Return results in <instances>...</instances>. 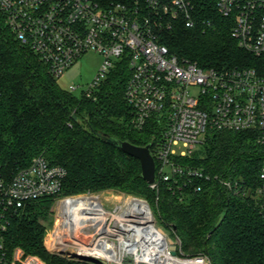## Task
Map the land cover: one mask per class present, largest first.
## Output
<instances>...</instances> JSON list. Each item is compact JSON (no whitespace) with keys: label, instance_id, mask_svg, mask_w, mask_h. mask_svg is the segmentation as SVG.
Wrapping results in <instances>:
<instances>
[{"label":"trees","instance_id":"1","mask_svg":"<svg viewBox=\"0 0 264 264\" xmlns=\"http://www.w3.org/2000/svg\"><path fill=\"white\" fill-rule=\"evenodd\" d=\"M199 10L196 28L177 23L162 31L161 41L172 53L204 69H264V59L238 46L231 18L220 16L212 3H201ZM131 74L128 62L120 61L96 100L72 95L15 38L0 13V177L10 179L41 156L66 170L62 195L116 190L147 199L187 256L206 254L212 264H264V217L252 190L264 166V146L247 132L210 130L191 156L174 159L181 167L204 170L209 178L182 176L165 182L157 176L158 185L152 188L142 178L140 161L106 140L150 144L154 154L162 138L163 127L156 121L141 131L131 125L133 109L126 100ZM221 180L243 182L247 190L234 194ZM55 198L30 203L10 217L6 248L19 247L48 264H93L47 251L45 237L53 223Z\"/></svg>","mask_w":264,"mask_h":264},{"label":"built area","instance_id":"2","mask_svg":"<svg viewBox=\"0 0 264 264\" xmlns=\"http://www.w3.org/2000/svg\"><path fill=\"white\" fill-rule=\"evenodd\" d=\"M201 3H212L220 16L231 18L238 46L264 59V0H133V4L113 1L107 5L95 0H0V13L15 38L56 78L89 52L102 56L96 77L81 91L83 98L96 100L111 71L120 61L128 62L132 74L126 100L133 109L131 125L141 131L150 121H156L163 127L153 154L156 184L151 187L156 188L157 176L165 182L182 176L209 178L204 170L181 167L174 159L191 156L210 130L247 132L264 146V69H204L181 59L161 41L162 31L171 30L177 23L196 28ZM79 89L80 86L71 85L67 91L77 95ZM1 96L0 90V100ZM180 145L185 150L178 155L174 148ZM66 176L64 168L52 166L40 156L10 179L0 177V264H48L19 247L8 250L4 233L10 217L28 204L61 196ZM220 182L234 194L247 190L243 182ZM257 182L256 198L264 217V166ZM83 197L93 196L64 197L57 202L55 212L63 218L65 203ZM119 210L123 215L126 207ZM138 219L126 216L121 220L128 224ZM84 229L99 236L71 238L63 229L50 236L52 250L92 249L97 245L103 250L112 248L109 258L90 255L94 259L90 262L95 264H212L206 254H183L179 238L174 241L159 228V234L164 236L159 248L168 262L153 263L147 259V252L134 247L135 238L118 223L111 227L114 234L98 233L90 223ZM105 234L115 238L102 236ZM117 234H121L120 239Z\"/></svg>","mask_w":264,"mask_h":264},{"label":"bare ground","instance_id":"3","mask_svg":"<svg viewBox=\"0 0 264 264\" xmlns=\"http://www.w3.org/2000/svg\"><path fill=\"white\" fill-rule=\"evenodd\" d=\"M64 208L65 212L63 217L66 221L62 223L61 227L59 226L57 228L56 234L60 230L62 231L64 229L67 233V236H70L71 238H74L73 236H85L86 232L84 231L83 227H86L87 222H91V219L94 218L95 215L98 217L100 216L101 218L114 217L113 215L102 209L97 197L71 199L65 203ZM94 210H98V212H94ZM123 214H125L124 217L133 216L134 218H139L138 220H133L130 223L126 224L121 219L118 220V218L115 217V220L118 221L120 227L122 225L127 226L126 229H121L129 231L131 236L135 238L133 242L134 247H140L142 248V250L147 252V257H149L147 259H149L153 263H159L161 260L168 262L169 259H164L163 252L159 248L161 243L164 241V236H161L158 232V229L155 227L153 223L154 219L152 212L146 206V204L143 201L133 200L129 202L126 211H124ZM93 226L95 227V231H97L98 233L102 231H112V229H109L103 222L98 223V226ZM118 236L120 239L121 234H118ZM111 252L112 248L103 250L98 245L92 249L81 247L78 250V254L80 255H93L95 257L103 258H109Z\"/></svg>","mask_w":264,"mask_h":264},{"label":"rangeland","instance_id":"4","mask_svg":"<svg viewBox=\"0 0 264 264\" xmlns=\"http://www.w3.org/2000/svg\"><path fill=\"white\" fill-rule=\"evenodd\" d=\"M103 58L101 55L97 54V53H93V52H89L86 55H84L78 62H76L70 69H68L67 71H65L59 78H57V82L59 84V86L64 89V90H68L69 87L71 85H78L80 86V89L77 92V97H82L81 95V91L83 88L87 87V85L89 83L92 82V80L96 77L101 64H102ZM177 152V154L179 155L183 150H185V148L180 145V146H176L174 148ZM255 185L257 186V183H255ZM255 186V187H256ZM254 187H251L250 189H252ZM248 190V194L249 192H251V190ZM254 190V192L256 191V188L252 189ZM91 195L93 197H97L99 199L100 204L102 205L101 207H103L106 211L111 212L114 217L109 219L107 218H101L100 216H94V218L91 219V222H89L92 225H96L98 226V223H105L106 220V226L111 229V227H115L116 223H118V221H116L115 219L118 218L119 220V216L121 217V219L124 220V215H120V210L119 208H121V210H123V208H127L129 202L133 201V200H144L147 201V199L143 198V197H138V196H134V195H129L126 193H122L120 191H116V190H109V191H105L99 194H83V195H78L75 196L77 197H81V196H88ZM67 197L65 195H61L59 197L55 198V204L52 208V219H53V223L52 225L49 227L48 229V233L45 237V247L47 249V251L49 253L58 255V256H63L69 260H75V261H79L77 259H73L72 256L74 254H76L78 252V250L76 248H69L66 251H62V252H55L52 250V246H51V238L50 236H53L54 233H56L57 228L59 227V225L62 226L61 222L64 219V217L62 218L59 213L55 212V209L57 208V202L64 198ZM137 198V199H136ZM126 211V210H125ZM151 212L153 215V223L155 225V227L163 230L165 232V234H167L169 236L170 239H173L174 241H176L177 237L172 236V232L167 230L158 220V217L156 216V214L154 213L153 209L151 208ZM119 215V216H118ZM116 217V218H115ZM108 219V220H107ZM114 219V220H113ZM128 219V218H126ZM66 220L64 219L63 222H65ZM62 222V223H63ZM81 222V221H80ZM116 222V223H115ZM88 223V222H87ZM119 224V223H118ZM60 226V227H61ZM87 226V225H86ZM126 225H122L121 228H125L126 229ZM124 230V229H123ZM84 231L86 232V230L84 229ZM89 232V233H88ZM85 233V236H99L97 235L95 232L93 231H88ZM124 232L129 233V236H131L130 232L127 230H124ZM109 234L113 233L112 231L107 232ZM118 235V234H117ZM136 235V233H135ZM134 235V236H135ZM104 237H108L109 239L113 240L115 237L112 235H102ZM124 236H127L126 234H124ZM82 262V261H81ZM90 262V261H88ZM92 263V262H91ZM95 264V263H93Z\"/></svg>","mask_w":264,"mask_h":264},{"label":"water","instance_id":"5","mask_svg":"<svg viewBox=\"0 0 264 264\" xmlns=\"http://www.w3.org/2000/svg\"><path fill=\"white\" fill-rule=\"evenodd\" d=\"M106 140L110 145H112L119 151L138 159L141 163L143 180L149 186L156 184V162L151 152L150 144L146 146H137L129 141H123L115 137H106ZM145 203L147 207L150 208V205L146 201ZM171 250L172 253L175 254L176 247L173 246ZM72 258L82 262L94 261V259L90 255L89 256L80 255L78 254V252L74 254Z\"/></svg>","mask_w":264,"mask_h":264},{"label":"flooded vegetation","instance_id":"6","mask_svg":"<svg viewBox=\"0 0 264 264\" xmlns=\"http://www.w3.org/2000/svg\"><path fill=\"white\" fill-rule=\"evenodd\" d=\"M85 227H83V229H84Z\"/></svg>","mask_w":264,"mask_h":264}]
</instances>
